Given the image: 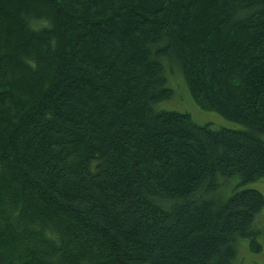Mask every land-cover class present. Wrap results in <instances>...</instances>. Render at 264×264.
<instances>
[{
	"label": "trees",
	"instance_id": "obj_1",
	"mask_svg": "<svg viewBox=\"0 0 264 264\" xmlns=\"http://www.w3.org/2000/svg\"><path fill=\"white\" fill-rule=\"evenodd\" d=\"M263 137L264 0H0V264L259 252Z\"/></svg>",
	"mask_w": 264,
	"mask_h": 264
},
{
	"label": "rangeland",
	"instance_id": "obj_2",
	"mask_svg": "<svg viewBox=\"0 0 264 264\" xmlns=\"http://www.w3.org/2000/svg\"><path fill=\"white\" fill-rule=\"evenodd\" d=\"M170 77L171 76L169 74L168 86L174 89V95L171 99L160 103L163 109L187 113L191 116L192 120L199 125L208 124L212 128H243L242 125L225 119L223 116H221L215 111L203 110L199 108L190 98L186 88L184 91V88L181 87L180 91H178L177 87L171 83V79H169ZM177 81L179 82V80ZM172 82L175 83V80ZM181 82L183 83L182 80ZM245 188L256 189L264 196V178L247 184H240L238 178L236 177L231 178L228 187L225 188L226 192L224 194L226 196H229V194L233 193V191ZM257 226L261 230V235L257 237V241L261 245V250L259 252H252L249 247L248 239H240L236 245L234 264H264V209L258 218Z\"/></svg>",
	"mask_w": 264,
	"mask_h": 264
},
{
	"label": "bare ground",
	"instance_id": "obj_3",
	"mask_svg": "<svg viewBox=\"0 0 264 264\" xmlns=\"http://www.w3.org/2000/svg\"><path fill=\"white\" fill-rule=\"evenodd\" d=\"M237 177V176H236ZM230 181V180H229Z\"/></svg>",
	"mask_w": 264,
	"mask_h": 264
}]
</instances>
